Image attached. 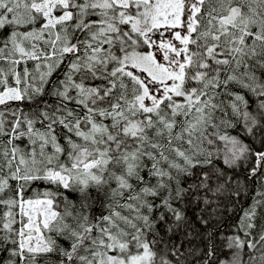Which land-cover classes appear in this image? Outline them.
<instances>
[{"label":"snow or ice","instance_id":"snow-or-ice-1","mask_svg":"<svg viewBox=\"0 0 264 264\" xmlns=\"http://www.w3.org/2000/svg\"><path fill=\"white\" fill-rule=\"evenodd\" d=\"M0 264H264V0H0Z\"/></svg>","mask_w":264,"mask_h":264}]
</instances>
